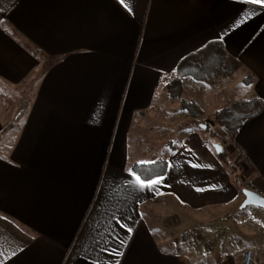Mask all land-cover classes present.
I'll return each instance as SVG.
<instances>
[{"label":"crops","instance_id":"obj_1","mask_svg":"<svg viewBox=\"0 0 264 264\" xmlns=\"http://www.w3.org/2000/svg\"><path fill=\"white\" fill-rule=\"evenodd\" d=\"M216 40L241 62L221 81L242 86L230 99L184 84L182 97L211 117L226 95L219 109L264 102V5L0 0V264H243L246 248L264 260V227L236 218L240 188L192 118L178 122L168 90L179 63ZM232 146L264 196V108ZM159 158L167 173L141 188L134 166ZM177 209L207 219L204 235L179 238ZM226 216L227 235L212 224Z\"/></svg>","mask_w":264,"mask_h":264},{"label":"trees","instance_id":"obj_2","mask_svg":"<svg viewBox=\"0 0 264 264\" xmlns=\"http://www.w3.org/2000/svg\"><path fill=\"white\" fill-rule=\"evenodd\" d=\"M240 67V60L228 53L220 40L212 41L188 55L179 63V75L170 83L168 88L169 93L171 96L180 98L181 109L186 111L187 115L192 118V123L196 124L199 121H204L207 118V114L197 101L182 97L184 86L182 79L193 77L199 83L216 84L222 79L232 76ZM245 81L246 83H251L253 78L251 76L247 77ZM263 108V100L260 97H253L218 109L213 113V117L220 126L234 135L246 120L260 114ZM218 156L228 162V155L225 149ZM226 164L229 167V164ZM134 171L143 179L150 180L165 175L168 171V162L165 159L159 158L152 163L136 164ZM244 182L245 188L258 191L249 181L244 180ZM239 188L243 189L242 187Z\"/></svg>","mask_w":264,"mask_h":264},{"label":"rangeland","instance_id":"obj_3","mask_svg":"<svg viewBox=\"0 0 264 264\" xmlns=\"http://www.w3.org/2000/svg\"><path fill=\"white\" fill-rule=\"evenodd\" d=\"M237 78L235 77L233 79H225L223 81H219L218 83L211 84V85L208 83H204V87L209 88L208 92L210 93L211 97L216 96V95L218 96L222 92L226 91V92H228V96L231 99L235 95V92H234L235 89L237 87L242 86V83L239 80H237ZM236 82H238V83H236ZM225 85H227V86H225ZM194 93L196 95L200 94V92H194ZM226 97H227V95H226ZM226 97L223 101L221 99V102H219V103L209 104L208 107L212 113L215 112L216 110H218L221 107V105L224 106V105H226V103L228 104V102L230 100H228ZM22 110L23 109H21V111ZM180 113H181V116L178 119V122L184 121L185 118L188 121L190 120L189 119L190 117L187 115L186 111H183L181 109V102H180ZM206 114L208 115L207 112H206ZM192 125L194 127H196L197 129H199L200 131L204 132V142H207V145H209L211 147L213 152H215L217 154L216 149H215L216 144H220L223 147V150L225 149L226 154L228 155L227 156L228 162H226L224 159L220 158L219 156H218V158L220 161H222L224 163V165L226 166V170L228 169L229 173L232 175L233 181H234L233 182L234 186L236 188L242 187L243 189H245L244 180H247V179L245 178L244 172H243L244 171V166H243L244 160L242 159V156H240L238 154V152H235L234 155L232 154V152H233V148H232L233 147L232 146L233 133L230 131H227L222 126H220L217 123V121L214 119V117H211V115L210 116L208 115L204 121H199L196 124H192ZM203 125L205 127H203ZM208 127H209V129L207 130ZM225 162L229 164V167L227 166V164ZM235 166H238V167H235ZM243 189L242 190L240 189V191H239V194L242 196H244ZM251 208H254V205H248V206L244 207V209L243 208L240 209L239 212L236 214V218L242 220L246 225H254L255 224L256 230L261 232L263 227H264V220L262 217L259 216L258 213L252 211ZM177 210H178V212H177L178 217L175 219L180 221V223L176 225L175 231L177 234H179V236H178L179 238H183L184 233L189 234V236H191V237L192 236L195 237L197 234H201V233L204 235V225H205L204 223H207L206 222V221H208L207 219H205L206 220L205 221L203 216L197 215V216H193V218H196L197 220H191L192 216H188V215L185 216L183 213H181V211L179 209H177ZM209 222H211V221H209ZM213 223H215L213 226L219 225V227L223 228L221 233L225 232L227 235L228 233L231 232L232 227L235 226V218L226 216V218L219 219V221L213 220L212 224ZM209 227H211V225H209ZM230 237L231 236L229 235V241H228V243L225 244L224 250L225 251L229 250V254L232 256V255H234L233 250H236L240 244L237 240L231 241ZM182 240L183 239H180V242ZM243 242H244V240H243ZM221 249H222L221 247H218V252L221 251ZM229 260H231V258Z\"/></svg>","mask_w":264,"mask_h":264},{"label":"built area","instance_id":"obj_4","mask_svg":"<svg viewBox=\"0 0 264 264\" xmlns=\"http://www.w3.org/2000/svg\"><path fill=\"white\" fill-rule=\"evenodd\" d=\"M183 84L189 87L193 92L201 91V83L193 77L183 78ZM243 264H264V260L253 248H246L242 258Z\"/></svg>","mask_w":264,"mask_h":264},{"label":"water","instance_id":"obj_5","mask_svg":"<svg viewBox=\"0 0 264 264\" xmlns=\"http://www.w3.org/2000/svg\"><path fill=\"white\" fill-rule=\"evenodd\" d=\"M203 127H205L203 125ZM216 152L218 154L223 152V147L220 144L215 145ZM244 200L241 203V207L244 208L248 205H254L264 208V196L256 190L245 188L243 189Z\"/></svg>","mask_w":264,"mask_h":264},{"label":"snow or ice","instance_id":"obj_6","mask_svg":"<svg viewBox=\"0 0 264 264\" xmlns=\"http://www.w3.org/2000/svg\"><path fill=\"white\" fill-rule=\"evenodd\" d=\"M120 2L124 4L125 0H120ZM250 2L255 5H264V0H250ZM125 7H127V4H125ZM141 163H151V162H141ZM133 175L135 176V173H133ZM161 179L162 177H157L156 179L145 181V180H142L139 176H136V182L139 184L141 188L145 186L152 187L160 183ZM129 231H131V229H129ZM119 254L120 253H117V255Z\"/></svg>","mask_w":264,"mask_h":264}]
</instances>
